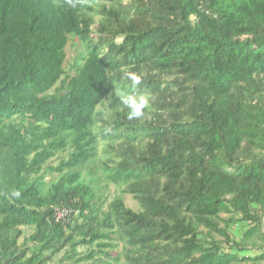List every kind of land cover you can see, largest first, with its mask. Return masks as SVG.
Listing matches in <instances>:
<instances>
[{
	"label": "trees",
	"instance_id": "1",
	"mask_svg": "<svg viewBox=\"0 0 264 264\" xmlns=\"http://www.w3.org/2000/svg\"><path fill=\"white\" fill-rule=\"evenodd\" d=\"M126 71L153 98L139 119ZM84 172L140 209H103ZM57 257L264 264V0H0V264Z\"/></svg>",
	"mask_w": 264,
	"mask_h": 264
},
{
	"label": "rangeland",
	"instance_id": "2",
	"mask_svg": "<svg viewBox=\"0 0 264 264\" xmlns=\"http://www.w3.org/2000/svg\"><path fill=\"white\" fill-rule=\"evenodd\" d=\"M97 8L101 7V3L96 5ZM96 21L99 20V16L95 17ZM96 28V24L93 25V29ZM76 54V44H74V42L70 39L67 46H66V59L64 62V67L65 69H68L69 66L72 64L73 59L75 57ZM72 73V72H71ZM166 79L168 80H172L173 77H167ZM109 101L105 100V104H101L99 106V109L101 111L104 112H109V109L107 107V103ZM102 148V146H101ZM67 157V152H62L59 153L55 158H53L51 160L52 164L55 165L58 163L60 158H64ZM54 176H56V173H46L45 174V181H50ZM83 178L85 179L86 182H89L95 195L97 197H100V199L104 200V204H103V209H105L107 207V204L113 200L116 196H122L124 203L127 207L134 209V210H139L140 206L138 204V202L132 197L131 194L128 193H122L120 191V188L117 187L115 184L108 182L106 180H97L96 176L93 174L92 176H89L87 173L84 172L83 174ZM222 217H227V214H221ZM246 227V223L244 222H240V221H236L235 223H233L230 226V234L234 239H239L240 236L242 235L243 231L245 230ZM25 232V234H29L32 230L30 228H24L23 230ZM217 238H220L219 236H217ZM78 250L79 251H83L85 250L84 246H78ZM122 250V246L121 244H119L115 249L112 250L111 254L115 255L116 253H120ZM259 249H257L255 246L254 247H250V249L247 250V252H244L243 254H249V255H254L255 253L258 252ZM59 256V255H57ZM58 258L53 260L52 262H50L49 264H58ZM121 261L124 262V257H121ZM244 264V263H242ZM259 264H263V263H259Z\"/></svg>",
	"mask_w": 264,
	"mask_h": 264
},
{
	"label": "clouds",
	"instance_id": "3",
	"mask_svg": "<svg viewBox=\"0 0 264 264\" xmlns=\"http://www.w3.org/2000/svg\"><path fill=\"white\" fill-rule=\"evenodd\" d=\"M122 79L130 81L131 90L116 89V95L120 103L128 110L129 120L139 119L145 115V111L151 107L152 97L149 94L138 91L142 84V76L133 71L124 72Z\"/></svg>",
	"mask_w": 264,
	"mask_h": 264
},
{
	"label": "built area",
	"instance_id": "4",
	"mask_svg": "<svg viewBox=\"0 0 264 264\" xmlns=\"http://www.w3.org/2000/svg\"><path fill=\"white\" fill-rule=\"evenodd\" d=\"M80 215V208L76 205L56 206L53 208V217L55 221H66L72 217Z\"/></svg>",
	"mask_w": 264,
	"mask_h": 264
}]
</instances>
